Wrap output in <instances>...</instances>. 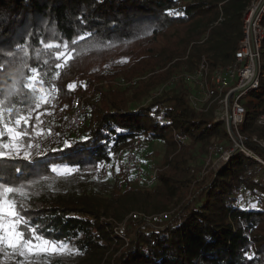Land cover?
I'll return each instance as SVG.
<instances>
[{
    "label": "trees",
    "instance_id": "16d2710c",
    "mask_svg": "<svg viewBox=\"0 0 264 264\" xmlns=\"http://www.w3.org/2000/svg\"><path fill=\"white\" fill-rule=\"evenodd\" d=\"M250 1L0 0V100L7 97L11 106L9 94L19 88L16 99L26 102L13 110V124L18 108L31 102L23 85L32 68L47 74L36 86L56 90L50 104L32 105V139L49 133L48 119L63 118L79 90L93 88L78 135L57 130L31 159L23 153L0 158V176L14 186L31 185L26 218L47 238L82 253L71 261L53 258L54 264H264V165L236 153L216 169L199 171L194 149L207 154L210 143L229 146L224 122L214 119V106H193L183 77L164 85L172 73L191 72L202 60L210 71L229 63ZM84 56L90 58L75 67ZM118 76L135 80L95 85ZM241 103V130L264 137L256 124L264 111V66ZM136 136L144 156L149 142L164 144L160 164L147 168H157L151 189L129 177L120 154ZM250 146L264 159L263 149ZM65 167L78 171L61 176ZM167 211L161 221L128 217Z\"/></svg>",
    "mask_w": 264,
    "mask_h": 264
},
{
    "label": "built area",
    "instance_id": "2783aa9c",
    "mask_svg": "<svg viewBox=\"0 0 264 264\" xmlns=\"http://www.w3.org/2000/svg\"><path fill=\"white\" fill-rule=\"evenodd\" d=\"M263 17L264 0H251L243 10L241 36L229 63L210 71L202 60L191 72H174L164 84H171L180 76L183 77L185 82L189 83L191 90L193 89L189 95L193 106H204L205 108L214 106V119L224 122L230 144L228 147H223L216 142L207 145L204 171L202 170L204 173L220 167L231 155L236 153L251 156L264 165V159L250 146H257L264 150V137H260L256 133L247 134L241 130L246 114L241 98L257 87L263 74ZM133 82L134 80L125 81L121 76L102 79L95 85L125 86ZM91 89L87 96L91 95L93 88ZM84 99L85 96L78 94L70 111L59 122L51 121L49 123L50 138L55 136L57 130L68 135H78L81 132L84 125ZM256 124L264 129V111L257 115ZM145 150L146 146L142 137L136 136L132 141L121 146L120 154L129 177L139 186L151 189L155 183L157 168L153 170L146 168L143 158ZM170 213L167 211L150 215L143 212H131L128 217H139L145 221H161ZM119 228L120 230L124 228V222L119 223ZM7 258L9 255L5 252L0 256V263L6 264L4 260Z\"/></svg>",
    "mask_w": 264,
    "mask_h": 264
},
{
    "label": "snow or ice",
    "instance_id": "6c2138e0",
    "mask_svg": "<svg viewBox=\"0 0 264 264\" xmlns=\"http://www.w3.org/2000/svg\"><path fill=\"white\" fill-rule=\"evenodd\" d=\"M60 56L61 54L57 53V57L60 58ZM61 67L59 63L55 65L56 77L59 76ZM31 73L32 75L27 77L29 83L23 85L24 89L30 90L33 94L31 102L28 107L18 108V115L14 124L12 122L13 110L17 109L18 105L26 103L23 100L16 99L20 94V89L15 88L9 94L12 98L11 106H7L9 104L7 97L0 100V158L7 159L20 156L23 152L25 159H31L33 148L37 149L36 155L41 154L39 152L40 145L30 142L32 138L28 129L32 127L30 124L33 111L32 105L38 110L42 105L50 104L55 99L52 93L56 90L43 86L36 87L37 83L43 85L46 82L43 80V76L47 74H41L37 68H32ZM68 87L71 89L73 85L70 84ZM5 112L8 113L7 120H5ZM44 114L51 115L50 112ZM41 115V113H37L36 119L38 121ZM39 126V124L36 125V127ZM5 136H7L6 143L2 139ZM26 137L29 138L27 144H25ZM64 143L65 146H68L67 141H64ZM16 171H20V169ZM53 171L58 170L53 168ZM76 171L78 170L75 168L65 167L59 171V174L70 176ZM30 189L31 185L14 186L12 182L0 176V256L7 252L9 256L22 260L23 264H54L53 258L55 260H65L82 254L79 249L73 247L68 241L47 238L39 225L26 218V214L22 210L28 207L27 202L33 196Z\"/></svg>",
    "mask_w": 264,
    "mask_h": 264
},
{
    "label": "rangeland",
    "instance_id": "374dc122",
    "mask_svg": "<svg viewBox=\"0 0 264 264\" xmlns=\"http://www.w3.org/2000/svg\"><path fill=\"white\" fill-rule=\"evenodd\" d=\"M88 58H90V56H84V57H82L80 60H78L76 62V64L74 66L77 67V68L78 67H81L82 64L85 62V60H87ZM173 74L174 73H172V75ZM118 77H121V76H118ZM123 79L125 81L135 80L133 78L132 79H125L124 77H123ZM186 84L189 85V83H187V82H186ZM91 86H90V89L84 87V88H86L87 91H85L84 88H83L84 90L83 89L79 90V93L78 94H81L82 96H85V99L84 100H86L88 92H90L92 90L91 89ZM109 86H115V85L113 84V85H109ZM121 86L122 85H119V87H121ZM36 87H40V86H36ZM72 88L74 89V87H72ZM190 92L192 93L193 92V89ZM53 94H54V92L52 93V95ZM75 99H74V101H75ZM49 120L50 119H48L47 125H49V123L51 121L52 122H56L55 120H50V121ZM60 120H58L57 122H59ZM2 139H3V142H5V143L7 142V136L3 137ZM49 140H50L49 133H47V131H46L45 133H43L41 135V137H39V138L36 137L35 139H32L30 142L33 143V144H37L38 143L40 145V148H41ZM28 142H29V139H25V144H27ZM147 147H148V152H149L148 154L149 155L148 156H143L144 161H145L146 168H149V166L150 167L151 166H158L160 164L161 156H162L163 149H164V144L160 140H155V141L149 142ZM36 151H37V149H35V148L32 149V152H36ZM205 156H206V154L205 153H202L199 149H197V148L194 149V153H193V157H192V162L196 166H199V171H202V170L204 171V159H205ZM70 178L71 177H68L66 179L73 180V179H70ZM103 184H104L103 186L108 185V184H106V181ZM171 211H173V210H171ZM64 261H71V260H70V258H68V259H65ZM4 262L6 264H23V261L22 260H20V259H18L16 257H13V256H9V258L5 259Z\"/></svg>",
    "mask_w": 264,
    "mask_h": 264
}]
</instances>
